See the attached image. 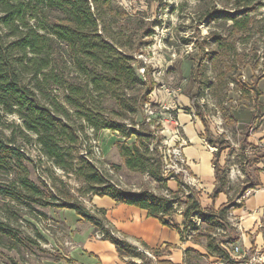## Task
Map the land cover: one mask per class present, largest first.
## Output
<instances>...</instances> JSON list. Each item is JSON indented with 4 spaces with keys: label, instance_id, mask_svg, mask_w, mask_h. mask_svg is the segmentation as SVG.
I'll list each match as a JSON object with an SVG mask.
<instances>
[{
    "label": "trees",
    "instance_id": "trees-1",
    "mask_svg": "<svg viewBox=\"0 0 264 264\" xmlns=\"http://www.w3.org/2000/svg\"><path fill=\"white\" fill-rule=\"evenodd\" d=\"M232 2L237 9L243 10V16L227 13L233 20L231 29L236 33L249 32L256 23L255 16L251 15L256 10L254 0ZM257 5L264 6V3ZM106 14L112 15L109 22ZM129 18V13L113 6V0H0V124H8L6 117L11 115L20 119V123L7 125L14 128L11 135L5 136L0 131V171L11 173L19 168L26 173L28 169L23 162L28 157L24 146L34 142L48 162L81 183L80 196H108L118 203L146 209L150 216L176 228L182 237L199 231L200 225L194 219L199 217L201 224L210 228L206 234L209 253L215 254L220 261L233 263L231 255L222 246L224 241L210 234L212 230H227L232 199L229 198L217 211L206 210L187 185L183 186L190 191L186 194L188 200L180 201L176 195L183 190L170 189L162 176V158L157 149L161 139L155 136L143 115V105L150 100L155 84L146 78V73H138L134 56L127 48L131 39L125 35V27L122 28L120 22H127ZM151 33L147 32L148 35ZM126 36L127 40H124ZM199 68L200 65H195L192 76L201 87L205 81L200 80L202 72ZM263 76L252 75V83L243 80L242 76L239 78L242 95L256 100L257 106L261 103L258 101L261 95L258 81ZM57 88L63 90L61 97L56 94ZM190 100L210 143L218 147L213 157L216 184L212 197L215 198L230 189L228 167L220 164L221 154L228 146L223 138L213 135L199 93L193 94ZM138 114L141 121L133 120ZM258 116L254 113V121L245 126L242 149L248 145V132ZM224 117L230 119L232 115ZM86 127H90L95 135L106 129L125 140L134 137L131 146L117 143L124 166L129 171L148 174L162 184L169 197L148 189L133 191L113 184L108 171L91 161L89 151L83 153ZM21 171L13 180L17 191L0 189V193L12 201L30 204L28 202L40 197L43 191ZM50 173L56 186L57 179L52 171ZM50 194L58 198L52 192ZM64 197L67 201H48V204L75 210L102 234V239L112 242L120 258H127L129 264H152L145 252L113 235L114 229L92 214L78 197L69 193ZM183 204L181 227L173 223L171 217ZM5 226L0 222V234L10 232ZM158 264L174 263L161 260Z\"/></svg>",
    "mask_w": 264,
    "mask_h": 264
},
{
    "label": "rangeland",
    "instance_id": "rangeland-1",
    "mask_svg": "<svg viewBox=\"0 0 264 264\" xmlns=\"http://www.w3.org/2000/svg\"><path fill=\"white\" fill-rule=\"evenodd\" d=\"M259 2L264 3V0H254L256 10L251 13L255 16L256 23L249 32L242 34L231 29L233 20L227 13L232 16H243L241 14L243 10L237 9L232 0H113L116 9L130 14L127 22L119 20L121 27H125V35L131 39L127 48L134 56V65L139 74L140 69L145 66L146 78L154 81L153 92L157 91V97L163 98L157 90L161 82L172 86L181 85L183 88L181 94L188 98L199 93V101L213 131L215 116L221 115L225 121V129L230 136L228 140L230 146L222 137L228 147L222 153L221 163H226L228 167L230 183L228 198H231L234 204L238 196L242 195L247 182L257 178L255 171L257 163L264 159V155L255 153L254 162L250 159L251 166L246 165L249 160L237 154L241 134L238 128L224 117L226 114L230 116L241 107L242 101H246L241 97L239 90L240 76L243 80H248L252 73L256 75L264 73V30H262L264 6L257 5ZM106 19L109 22L112 15L106 14ZM114 29L118 31L117 28ZM148 31L152 33L148 35ZM127 36L124 40H127ZM195 65H200L199 69L202 72L200 80L205 81L201 87L192 76ZM160 67L165 73L158 78L155 72ZM153 92L149 96L150 99L154 96ZM56 94L61 97L63 90L57 88ZM178 100L179 104L175 111L180 107L181 110L186 109L196 114L192 104L188 108L183 106L179 97ZM141 119L140 114L133 117L136 121ZM6 121L8 124L20 123L16 115L6 117ZM8 124H0V131L5 136L11 135L14 130L7 127ZM85 133L83 153L86 154L85 151L88 150L89 156L101 169L110 166L115 181L127 189H148L158 195H165L162 184L146 174L129 171L124 166L117 143L131 146L134 137L125 140L118 133L106 129L95 135L90 127H86ZM208 144L212 145L209 141ZM24 150L28 157V160L23 162L28 169L27 177L36 183L43 193L34 201L28 202L30 204L12 201L0 193V222L6 224L5 229L10 231L0 234V264H75L70 255L73 238L77 230L80 229V234H83L86 227L79 225L80 216L75 210L53 207L48 201L65 202L67 198L64 195L69 193L78 197L87 209L101 217L105 224H107L106 219L91 202L93 196H80L78 189L81 183L48 162L34 142L26 144ZM232 167H234L233 172H231ZM245 170L249 175L243 172ZM19 171H21L19 168L11 173L0 171V189L17 191L16 186H13V180L19 175ZM50 171L57 179L56 186L53 184L54 179ZM26 173L21 171L23 175ZM172 175L173 172H168L167 177H164L168 179L165 181L166 184L172 189L181 188L183 191L176 197L180 201H187V190L182 186L185 184V179ZM170 181H176L179 186H172L174 183ZM50 192L58 198L52 197ZM192 194L196 196L197 193L192 190ZM182 206L185 207V204ZM199 231L202 236L210 232V228L206 224H200ZM91 232L92 229L89 230V234ZM211 232L220 233L215 230ZM188 255V264H211L209 257L199 251H192Z\"/></svg>",
    "mask_w": 264,
    "mask_h": 264
},
{
    "label": "crops",
    "instance_id": "crops-1",
    "mask_svg": "<svg viewBox=\"0 0 264 264\" xmlns=\"http://www.w3.org/2000/svg\"><path fill=\"white\" fill-rule=\"evenodd\" d=\"M254 74L252 73L250 79L246 81L252 83L251 76ZM258 88L261 92L258 101L261 103L257 106L256 100L242 95L240 91L241 97L245 98L246 101H242L241 107L231 113L232 118L229 119V122L236 126L241 134L240 147L237 149L239 153L237 154H241L247 161L249 160L246 162L247 164L245 163L248 167L254 162L255 153L264 155V76L259 79ZM157 90L159 95L161 93L163 97L165 96L163 91ZM153 94L152 100H158L157 91ZM190 98L184 94L179 96L183 106L188 108L192 104ZM179 108L176 111V117L181 123L182 135L186 140L183 153L187 159L190 172L200 182L196 197L204 209L208 207L217 211L228 202L229 192L221 193L215 198L212 197L216 184L213 163L216 152L208 144L209 138L201 119L195 113ZM254 113L259 116L256 118L252 130L250 129L248 132V145L242 149L243 132L245 126L254 121ZM211 130L213 135L217 136L212 127ZM221 157L220 164L227 166L226 163H221ZM250 159L252 160L251 163ZM256 169L257 178L248 181L242 195L238 196L237 202L235 204L232 202L229 206L227 232L210 233L220 241H224L222 246L230 250L229 254L234 262L229 264H264V159L257 163ZM246 174L249 175L248 172ZM171 183H174L172 186L177 185L176 181ZM253 183H257V185H253ZM167 186L172 189L168 184ZM91 202L97 210L103 213L106 225L122 234L124 239L138 247L139 250L145 252L152 259V264H158V261L161 260H169L174 264H188V254L195 250L209 257L211 264H224L215 254L209 253L206 234L201 236L200 231L182 237L176 228L163 224L158 218L150 216L146 209L118 203L108 196H93ZM171 220L182 227L183 214L176 212ZM79 225L86 227V230L80 234L78 228L79 230L73 238L74 243L70 249V255L75 264H129L127 258H120L116 246L112 242L96 236L95 228L90 222L80 217ZM91 229L92 232L89 234ZM234 246L240 247L238 253L231 251ZM152 250H157L160 253L156 255ZM133 260L141 262L137 258Z\"/></svg>",
    "mask_w": 264,
    "mask_h": 264
},
{
    "label": "built area",
    "instance_id": "built-area-1",
    "mask_svg": "<svg viewBox=\"0 0 264 264\" xmlns=\"http://www.w3.org/2000/svg\"><path fill=\"white\" fill-rule=\"evenodd\" d=\"M140 71L142 74H144L146 71L145 66L142 67ZM164 73L165 70L162 67H160L156 70L155 76L161 78L164 75ZM157 89L163 91L165 96L158 100L150 99L149 101H147L143 105V115L145 122L150 125V128L154 132L155 136H158L161 139L157 145V149L159 150V153L161 154V158H162V171H163L162 176L163 178L164 177L166 178L168 172L169 173L173 172L172 177L181 176V178L185 179V184H182V186L187 185L191 189V192L193 190L196 191L197 193V188L200 182L199 179L190 172L187 159L183 153V146L186 143V140L182 135L181 123L177 119L176 111H175L179 104L178 97L182 93L183 88L181 85L172 86L165 82H161L158 85ZM224 123L225 122L223 121L221 115L215 116L213 118V124L215 126L214 127L215 134L217 136L223 137L226 141H228L230 140V136L229 133L227 132L228 130L225 129ZM210 148L213 151H218V147L216 145H210ZM91 161L95 163L93 159H91ZM105 169L108 171V174L111 177V182L113 184H115L119 188L127 189L123 187L121 184H119L117 181H115V179L112 178L111 174L113 173V170L111 169L110 166L107 165ZM233 171H234V167L231 168V172ZM127 190L140 191L141 188L127 189ZM164 190H165V195L169 197L168 191L166 189ZM189 192L190 191L187 190L186 194H188ZM184 208H185L184 206H181L177 210V213L182 214ZM194 219L197 221L198 225L201 224V220L199 217H194ZM218 232L225 233L227 231L219 229ZM112 234L115 235L116 237L124 238L122 234H120L115 230L112 231ZM96 236L98 238H102V234L99 232H96ZM226 249L230 253V250L228 248ZM239 250H240L239 246H234L231 251L234 253H238ZM222 263L229 264L228 262H224V261H222Z\"/></svg>",
    "mask_w": 264,
    "mask_h": 264
}]
</instances>
